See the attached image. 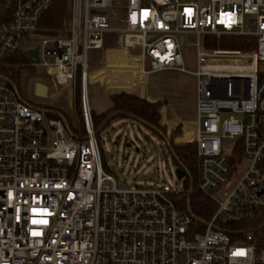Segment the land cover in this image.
<instances>
[{"label": "built area", "instance_id": "1", "mask_svg": "<svg viewBox=\"0 0 264 264\" xmlns=\"http://www.w3.org/2000/svg\"><path fill=\"white\" fill-rule=\"evenodd\" d=\"M55 1L14 0L0 27V264H264L253 232L232 240L215 227L220 217L234 222L264 211V0H70L69 35L41 36L24 52L22 42L37 36ZM107 32L117 33L124 51L138 52L130 59L143 76L187 72L181 47L196 49V137L188 144L197 147V190L216 205L200 233L177 207L182 191L104 170L88 54L103 48ZM220 37L248 39L254 48L205 49L206 39ZM35 48L37 60L27 54ZM15 56L25 62L4 61ZM24 68L42 71L45 82L37 83L46 98L66 91L72 106L80 70L78 133L49 117L53 109L20 99L11 76ZM236 155L233 164L248 161L240 176L230 166Z\"/></svg>", "mask_w": 264, "mask_h": 264}, {"label": "rangeland", "instance_id": "2", "mask_svg": "<svg viewBox=\"0 0 264 264\" xmlns=\"http://www.w3.org/2000/svg\"><path fill=\"white\" fill-rule=\"evenodd\" d=\"M195 1L199 6H204L206 4V0ZM66 3V12H69L70 15V0H66ZM69 26L70 25H68V27ZM64 30L65 29L62 28L58 30L56 34H60V32ZM41 36L37 34V36H31L28 40L23 41L21 44L22 50L25 52L40 44ZM117 38L116 32L105 33L103 35V47H115L117 45ZM184 40L190 44L195 42L194 37L191 35L184 36ZM205 49L208 48L205 46ZM180 52L188 73L180 76L177 87H175L177 88L176 90L180 92L181 99L180 102H177L176 107H174L178 111L177 115L180 119L184 120L185 118H193L192 107H194L197 101L196 78L191 75L197 69V54L196 49L191 45L182 46ZM97 55L96 62L101 58L100 53H97ZM91 62L89 56L88 64L90 65V69L94 65H97L96 63L92 66ZM3 71V73L8 74L7 71ZM12 77L13 76H11V79L14 81L13 78H15L14 82L17 83V90L21 100L33 106L53 109V111L65 115L73 128H81V99L79 100L77 96H75V92L72 99V106L68 92L66 91L58 95L56 94L53 100L38 97L35 94V84L38 81L45 82L41 70L24 68L18 72L17 76ZM79 79L80 70L77 76V80ZM121 93L137 97L134 93H129L127 91H121L116 94ZM88 100L90 108L94 113H101L110 108V96L100 88L98 83L93 81H90L88 85ZM75 101H77V104ZM160 125L163 126L161 122ZM163 127L166 128L167 139L172 140L174 145L180 146L178 138L181 137V130L180 134L176 136H173V132L178 128L181 129V127H176L173 130H169L166 126ZM191 128L195 130V126ZM75 132L78 133V130ZM235 142V140L227 141L229 144ZM189 145L194 144L189 143L184 146ZM98 146L104 170L111 173L116 178L127 179L132 183L144 187H156L166 184L180 192L183 191V182L179 181L175 175L176 167L172 162L165 140L156 137L152 131L140 123L131 119H116L112 121L109 127L100 132ZM236 160H239L237 155L233 159H230V166L233 172H236V175L240 176L245 171L248 161L242 159L243 161L241 164L235 165L233 162Z\"/></svg>", "mask_w": 264, "mask_h": 264}, {"label": "trees", "instance_id": "3", "mask_svg": "<svg viewBox=\"0 0 264 264\" xmlns=\"http://www.w3.org/2000/svg\"><path fill=\"white\" fill-rule=\"evenodd\" d=\"M13 6L14 0H9L4 5L0 2V27L10 21ZM66 11V0H56L41 19L36 33L40 36H55L58 30L68 28L70 15ZM205 46L212 50L247 51L254 48V43L248 39L220 37L206 39ZM4 61L9 64H22L25 62L24 58L16 56ZM18 72L13 77L17 76ZM13 79L15 81V78ZM14 81L12 80V83L17 88V83ZM75 96L80 100V79L76 83ZM110 100L112 106L106 112L98 115L92 112L93 126L97 140L99 139L100 132L109 127L112 121L116 119L134 120L152 131L156 137L165 140L174 166L185 172L182 179V198L177 201V207L179 210L188 213L191 217V232L193 234L202 232L216 212V205L197 190L195 169L196 145L176 146L172 140L167 139L166 128L160 125L161 103H150L145 99L124 93L112 95ZM75 102L77 104V101ZM47 114L51 118L64 119L72 134H75L76 129L71 126L65 115L56 111H49ZM180 130L178 128L173 132V136L180 134ZM216 222L215 227L227 232L232 240H240L245 233L253 232L254 242L257 247H263L264 211L253 212L232 223H228L223 217L218 218Z\"/></svg>", "mask_w": 264, "mask_h": 264}, {"label": "crops", "instance_id": "4", "mask_svg": "<svg viewBox=\"0 0 264 264\" xmlns=\"http://www.w3.org/2000/svg\"><path fill=\"white\" fill-rule=\"evenodd\" d=\"M68 29L69 27L55 36L67 37L69 35ZM97 53H100L101 56L98 62H96ZM137 53L124 51L118 45V42L112 48L103 47L100 50H91L88 54V59L90 56L92 66L96 63L97 65L91 66L92 68L90 69V65L88 64L90 81L98 83L100 88L104 92H107L110 98L118 92L127 91L134 93L138 98L145 99L150 103H161V124L169 130H173L179 126L181 127V137L178 138L180 145L194 141L196 137V104L192 107V119H180L177 115L178 111L175 109L177 102H180L181 99L180 92L175 87H177L180 76L187 74L188 71L182 72L167 69L151 72L143 76L140 74L138 68L133 67L136 65H133L134 61L130 59L131 55ZM129 72H133L134 75L132 77L126 76ZM193 73L191 75L194 76ZM111 106L110 100V108ZM101 113L95 114L98 115ZM192 126H195V130L191 128Z\"/></svg>", "mask_w": 264, "mask_h": 264}, {"label": "water", "instance_id": "5", "mask_svg": "<svg viewBox=\"0 0 264 264\" xmlns=\"http://www.w3.org/2000/svg\"><path fill=\"white\" fill-rule=\"evenodd\" d=\"M27 54L37 60L38 59V48H35L34 50H30L27 52ZM16 91V90H15ZM35 94L38 97L46 98V86L41 83L35 84ZM175 175L179 181H181L185 175V172L181 169L176 168ZM228 223H232V220H228Z\"/></svg>", "mask_w": 264, "mask_h": 264}]
</instances>
